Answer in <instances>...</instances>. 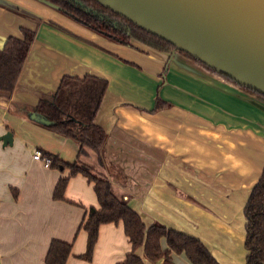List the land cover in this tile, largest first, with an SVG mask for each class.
Listing matches in <instances>:
<instances>
[{
	"label": "crops",
	"instance_id": "1",
	"mask_svg": "<svg viewBox=\"0 0 264 264\" xmlns=\"http://www.w3.org/2000/svg\"><path fill=\"white\" fill-rule=\"evenodd\" d=\"M24 28L36 39L13 93L0 92V264H46L54 240L73 245L67 264H117L132 251L123 224H106L93 260L81 258L86 211L99 208L94 185L77 175L56 200L70 170L45 167L35 152L106 178L147 227L200 239L220 264H246L244 209L264 171V100L180 53L114 43L39 0H0V48ZM66 76L108 81L95 120L108 135L103 163L35 119ZM157 99L170 106L152 113Z\"/></svg>",
	"mask_w": 264,
	"mask_h": 264
},
{
	"label": "trees",
	"instance_id": "2",
	"mask_svg": "<svg viewBox=\"0 0 264 264\" xmlns=\"http://www.w3.org/2000/svg\"><path fill=\"white\" fill-rule=\"evenodd\" d=\"M41 1L52 4L64 16L114 43L128 47L140 44L162 53L176 51L175 47L168 42L101 6L95 0ZM36 36V31L24 28L22 38L9 37L0 48V92L12 94L15 90ZM180 54L192 59L200 67L227 83L264 100V96L240 87L228 77L216 73L190 55L183 52ZM108 86L107 80L96 76H86L83 79L66 76L62 79L56 93L50 98L41 99L33 111L50 122L47 125L49 129L75 140L80 148L79 156L86 154L85 148H89L103 163L102 154L108 135L95 120ZM169 106V103L157 99L152 113ZM44 156L52 160L53 168L70 170L69 176L61 178L55 189L56 200H64L69 180L77 175H83L94 185L99 208L90 207L86 211L81 227L87 233L88 239L87 250L81 256L82 259L89 262L93 260L101 226L122 223L132 251L123 262L117 264H146L137 254L140 249H143L144 257L151 264H157L160 261L162 264H176L173 260L174 254L184 255L190 264H220L200 239L159 223L147 227L135 210L112 193L111 184L106 178L95 176L89 168L80 166L78 162L66 164L48 153ZM244 215L246 218V264H264V171L252 189ZM72 248L73 245L70 243L52 241L45 263L67 264Z\"/></svg>",
	"mask_w": 264,
	"mask_h": 264
},
{
	"label": "water",
	"instance_id": "3",
	"mask_svg": "<svg viewBox=\"0 0 264 264\" xmlns=\"http://www.w3.org/2000/svg\"><path fill=\"white\" fill-rule=\"evenodd\" d=\"M95 1L174 46L171 53H186L264 96V0ZM35 119L50 124L36 113ZM1 140L11 145L13 134Z\"/></svg>",
	"mask_w": 264,
	"mask_h": 264
},
{
	"label": "built area",
	"instance_id": "4",
	"mask_svg": "<svg viewBox=\"0 0 264 264\" xmlns=\"http://www.w3.org/2000/svg\"><path fill=\"white\" fill-rule=\"evenodd\" d=\"M33 158L37 161H42L45 167H51L52 160L49 157L44 156L41 152H35Z\"/></svg>",
	"mask_w": 264,
	"mask_h": 264
},
{
	"label": "rangeland",
	"instance_id": "5",
	"mask_svg": "<svg viewBox=\"0 0 264 264\" xmlns=\"http://www.w3.org/2000/svg\"><path fill=\"white\" fill-rule=\"evenodd\" d=\"M39 1H41V0H39ZM81 166V165H80ZM97 177H101L100 175H97Z\"/></svg>",
	"mask_w": 264,
	"mask_h": 264
}]
</instances>
